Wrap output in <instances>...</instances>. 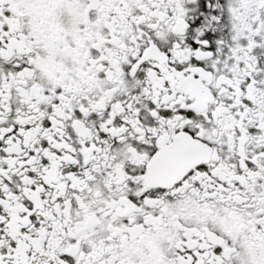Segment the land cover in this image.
<instances>
[{
	"label": "snow or ice",
	"instance_id": "1",
	"mask_svg": "<svg viewBox=\"0 0 264 264\" xmlns=\"http://www.w3.org/2000/svg\"><path fill=\"white\" fill-rule=\"evenodd\" d=\"M0 264H264V0H0Z\"/></svg>",
	"mask_w": 264,
	"mask_h": 264
}]
</instances>
